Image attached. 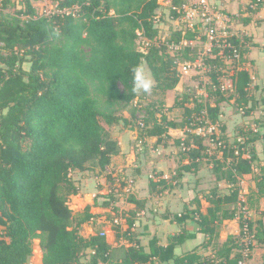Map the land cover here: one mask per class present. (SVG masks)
<instances>
[{"label":"trees","instance_id":"obj_1","mask_svg":"<svg viewBox=\"0 0 264 264\" xmlns=\"http://www.w3.org/2000/svg\"><path fill=\"white\" fill-rule=\"evenodd\" d=\"M36 1L22 0L23 7L10 12V0H0V264H29L35 238L39 239L44 264H112V249L105 236L79 233L80 226L94 214L89 206L79 212L70 209L69 196L79 191L70 173L89 171L91 164L100 171L106 169L112 155L120 150L111 131L122 120L118 111L128 108L130 118L135 116L137 106H130L138 94L131 90V69L144 61L155 82L152 90L162 95L173 90L181 79L175 61L193 59L199 44L175 51H170L168 44L194 39L200 23L197 20L192 27L170 31L168 40L157 43L161 28L155 25L154 17L159 0H51L56 3L55 9L40 15L33 5ZM172 2L171 18L182 19L180 7L188 0ZM74 7L75 11L64 12ZM140 36L148 41L143 51L136 44ZM203 39L200 36L199 42ZM229 39L240 53L239 63L244 40L232 35ZM224 53L228 56L230 51L225 49ZM208 60L212 62L210 78L220 96L212 105L198 102L183 107L184 117L179 121L163 114L157 118L151 112L143 118V126L137 124L139 137L155 136L158 142L162 136L168 137L169 128L185 130V150L180 149L179 139L175 141L188 159L186 168L184 165L180 169H197L207 157L205 137L190 131L194 128L191 116L205 109L209 120L216 123L220 104L226 100L219 83L224 60L217 49ZM25 62L30 63L28 70L22 67ZM251 82L247 70L234 66V101L246 106V114L258 101L264 103V99L251 94ZM173 105H178L176 100ZM220 132L224 134V125ZM256 138L264 142V131L249 141ZM217 141L223 142L222 159L228 163L223 169L224 163L218 161L216 180L228 181L231 190L221 193L214 187L204 194L205 212L195 197L192 209L185 207L179 213L164 215L181 229L169 235L165 244L153 236L148 251L138 238L130 236L129 228L136 225L129 220L121 236L131 245L120 246L115 264H239L245 259L239 240L245 225L253 236L245 242L246 247L252 249L253 240L264 245V220L251 221L237 214L240 180L251 178L252 162L264 158L256 151L243 157V145L235 154L223 136ZM253 181L255 189L248 200L264 198V168ZM165 183L149 180L150 193L157 184L163 185L161 190L166 188ZM114 203L113 193L96 194L93 205L111 208ZM237 216L238 235H227L217 244L222 221ZM196 239L199 243L190 242ZM210 246V255L198 252L200 247ZM85 251L87 259H83Z\"/></svg>","mask_w":264,"mask_h":264},{"label":"rangeland","instance_id":"obj_2","mask_svg":"<svg viewBox=\"0 0 264 264\" xmlns=\"http://www.w3.org/2000/svg\"><path fill=\"white\" fill-rule=\"evenodd\" d=\"M173 0H159L160 6L157 8L155 17L158 18V26L161 28L160 33L157 36V43L164 42L168 40L169 35L172 31L180 29H184L189 27L188 23L185 20L179 18V20H171L170 9L173 7ZM193 0H188L191 2ZM238 1V0H237ZM216 10H221L222 17L225 20L229 19L233 23L242 21L246 18L243 14L248 11L249 8H246L244 2L237 3L236 8H234L235 12L232 10H226L224 8L219 7L216 4L215 0H212ZM11 7L8 8V11L13 12L17 9H21L23 7L22 0H10ZM33 5L36 9V15L43 14L45 10H51V12L55 9L56 3H53L51 0H38L33 2ZM75 11V10H74ZM230 11V12H229ZM182 20V21H181ZM228 20V21H229ZM222 21H218V28L220 31H225L228 29L224 25ZM178 22V23H176ZM171 31V32H170ZM229 35V34H228ZM137 48L141 51L145 50L148 45V41L143 36H140L136 39ZM171 43V42H170ZM169 43V44H170ZM1 44V43H0ZM170 51H175L174 49L169 48ZM222 56L224 63L226 61V56ZM242 59V58H241ZM222 60V61H223ZM241 61V60H240ZM146 68L148 69L147 64L142 61ZM238 61L233 62L232 64L225 63L223 69L221 70V75L219 77L220 85L223 84L226 86L225 90H221L223 97L226 99L224 102L220 104L218 121L216 122V131L213 134L214 139L211 136L205 137L204 143L207 145V149L209 153H207V157L204 158V178L201 182H197L195 185L194 192L197 196L208 193L211 189L216 187L221 193H228L232 186L228 181L225 180H216V173L214 169L216 167H220L218 161H222V153L223 151L220 147H217L216 141L219 137H224L227 140V144L233 147V149L241 148L244 150L243 157H250L252 152H257L261 158H264V142L260 140V138H256L255 142H250L249 140L252 137H255L258 132L261 133L264 131V103L258 101L254 110L250 114H246V106H239L234 101L233 88H231L230 80L231 75L234 70V66H237ZM207 68L202 72L195 73L190 72L188 75L180 76V81L174 90L167 91L165 94H161L157 91H151L149 94L139 93L138 97L133 100V103L130 107H133L136 104L137 108L135 110V116L130 119L132 125L137 130L138 129V121L148 116V113L154 112L155 117H160V115H165L168 119L171 120H181L184 117V108L183 107H193L195 104L202 103L203 106L214 103L218 96L216 92V87L212 83L210 78V72L212 69V62L207 61ZM30 63L25 62L22 64V67L25 70H28ZM238 67V66H237ZM149 70V69H148ZM184 78V79H183ZM186 78V79H185ZM182 80V82H181ZM176 100L177 106H174L173 103ZM128 112V108H123L118 111L119 117L123 118L125 112ZM194 115V114H193ZM191 116L193 119L198 116V114ZM228 115V116H227ZM225 116L226 118L225 120ZM230 121V122H229ZM225 126V132L222 134L220 132L221 126ZM116 129V125L111 127V131ZM139 132V130H137ZM229 131V132H228ZM229 134V136H227ZM241 139L239 142L238 139ZM170 139L169 142H171ZM142 141L138 140L136 144V148L142 147ZM255 146V148H254ZM258 148V149H257ZM177 150L179 148H176ZM236 154V153H235ZM206 160V161H205ZM223 169L226 167L228 160L223 162ZM90 174L94 175H102L105 177V184L101 186L98 190H101L102 194L113 193V198L115 199V203L111 208L105 210L101 213H98L100 216V220H93L91 223L86 222L80 226L79 233L85 237L93 235L95 233H99L101 231L105 232L106 241L111 246V263L115 264L118 262L121 251L120 246L129 245V242L126 238L121 239V234L128 228L129 220H132L136 223V221H143L139 219L140 215L136 213V207L133 205L127 204V200H129V196L132 195L127 189L124 188L126 183L124 180L116 181L115 177L111 175V173L107 170L100 171L97 166L91 164L90 165ZM253 172L251 178L240 180V194L239 199L240 203L237 205V214L242 215L243 218L255 221L259 218L264 220V198L256 199L252 198V200H248L249 193L255 189V182L253 178L257 176L261 170L264 168V161H253L252 162ZM177 171L171 172V177L169 179V183H167L165 190L166 192L171 193L174 188V181L176 180ZM78 171L71 172L70 176L72 179L74 174L78 175ZM174 180V181H173ZM168 186V187H167ZM170 186V187H169ZM100 193V194H101ZM129 195V196H128ZM119 202V204H117ZM206 203L202 204V208H204ZM68 205L70 209L74 212L76 211V207L81 208L82 199H80L76 194L69 196ZM114 219L118 220V223L114 222ZM122 222V223H121ZM232 223V222H230ZM125 225V226H123ZM0 229L3 230V227L0 226ZM130 229V236L132 238H137L139 234H143L142 228H136V226H132ZM220 234V233H219ZM238 235V234H237ZM236 235V236H237ZM252 235V234H251ZM253 237V236H252ZM220 238L222 236L218 235L215 242L217 244L223 243L225 240L221 241ZM140 240V239H139ZM240 240V239H239ZM146 243V238L143 239ZM244 245L243 255L245 259L243 260V264H264V245L257 244L254 240V247L252 249H248L245 245V242L241 241ZM198 252L203 256H208L212 253L211 246L210 247H200ZM85 257L83 259H87L88 252H84ZM249 255V256H248ZM29 264H44L42 261V252L39 246V239H33L31 245V254L28 258Z\"/></svg>","mask_w":264,"mask_h":264},{"label":"crops","instance_id":"obj_3","mask_svg":"<svg viewBox=\"0 0 264 264\" xmlns=\"http://www.w3.org/2000/svg\"><path fill=\"white\" fill-rule=\"evenodd\" d=\"M238 1L244 2L247 4L246 8H249L243 14L246 18L235 23L229 19L222 22L227 25L228 29L226 31L229 35L244 40L245 50L241 61L237 65V69L244 68L250 73L252 79L251 94L256 98L264 99V2L256 4L250 0ZM238 1L215 0L219 7L232 10L233 12H235L234 8H236L237 3H240ZM171 20L175 19L171 18ZM176 20H179V18ZM196 38L197 36L188 41H194L193 43L196 45L199 43ZM227 116H225V120L228 118ZM129 117V112L126 111L112 133L118 141L120 150L117 154L112 155L110 164L105 170L109 171L116 181L124 180V183H126L124 188L132 194L128 195L127 204L135 206L136 213L140 215L139 219L143 220L135 223L136 228H142L144 232L142 235L139 234L137 238L140 239L145 251H148L150 238L156 236L160 243L165 244L169 235L181 229L179 224L172 221L171 218H164V215L179 213L185 207L192 209L194 207L192 201L195 197L199 198L201 206L206 203L204 208H202V211L205 212L207 202L201 195L197 196L194 192L197 182H201L204 178V159L200 162V166L197 169H185L188 159L180 153L179 149H176L179 146L175 143L177 139L181 141L184 138V129L169 128L167 131L168 137L162 136L158 142L155 136L139 137L138 129L134 128L131 122L132 119ZM170 139H172L171 142H169ZM138 140L142 141L143 146L136 148ZM184 165L185 168L180 169ZM175 170L177 171V178L175 181L173 180L175 185L171 193L166 192L165 188L161 190L163 185L160 184H157L156 190L150 193L149 180L156 183L165 181L167 185L171 172ZM76 171L78 170L72 172ZM78 172V175H72L79 186V191L76 195L82 199V209L85 206L90 207V212L94 214L90 222L93 223V220H100L98 213L108 210V208L93 205L95 195L101 193V190L98 189L105 184V177L101 174H90L88 170ZM132 201H139L141 204L136 206ZM76 211L82 210H80V207H76ZM188 226L194 229V224L189 221ZM239 230L238 216L233 220H223L219 229V235L222 236L220 240H225L227 235L230 234L237 235ZM144 238H146V243L143 241ZM190 242L192 244L199 243V239L191 240ZM130 245L131 243L129 242V245L126 246Z\"/></svg>","mask_w":264,"mask_h":264},{"label":"built area","instance_id":"obj_4","mask_svg":"<svg viewBox=\"0 0 264 264\" xmlns=\"http://www.w3.org/2000/svg\"><path fill=\"white\" fill-rule=\"evenodd\" d=\"M259 1V0H258ZM215 3L212 0H193L191 2L183 3L180 7V12L182 13V19L185 20L189 27H192L195 21L200 23L199 35H197V40H200V36H203V42H199V49L197 54L193 59L190 60H176V69L179 75L182 77L184 75L190 74V72L199 73L202 70L204 71L207 68V59L213 56V51L217 49L218 55H225V49L230 51V54L226 56L225 63L232 64L235 61H239L240 53L238 49L232 44L229 39V35L225 31H220L218 28V21L224 20L222 17V11L216 10ZM73 9H64L65 13H70L74 11ZM51 10H45L46 14H49ZM158 22V18L154 17L155 25ZM139 34V33H138ZM147 41V40H146ZM194 41L182 40L179 42H171L168 44V47L174 50H180L183 47L195 45ZM202 71V72H203ZM232 88V83L230 80V85ZM220 89L223 91L226 89V86L221 84ZM139 126H143V121H138ZM194 128L190 131L196 135L207 137L211 136L216 131V123L209 120L206 110L203 109L201 113L194 118ZM240 142L241 139L239 138ZM242 142V141H241ZM217 147H223L222 141H216ZM187 146L183 143V139L180 142V149L185 150ZM242 148V147H241ZM209 153V150L206 149ZM234 153L238 154L239 149H235ZM210 154V153H209ZM244 154V153H243ZM115 223H118L117 219H114ZM241 241L246 242L248 239L252 238V235L248 233L247 226L245 225L242 229ZM100 235L104 236L105 232L101 231ZM239 264H243V261H240Z\"/></svg>","mask_w":264,"mask_h":264},{"label":"clouds","instance_id":"obj_5","mask_svg":"<svg viewBox=\"0 0 264 264\" xmlns=\"http://www.w3.org/2000/svg\"><path fill=\"white\" fill-rule=\"evenodd\" d=\"M132 92L133 93H151L154 87V79L151 72L146 68V66L141 63L135 65L132 69Z\"/></svg>","mask_w":264,"mask_h":264}]
</instances>
